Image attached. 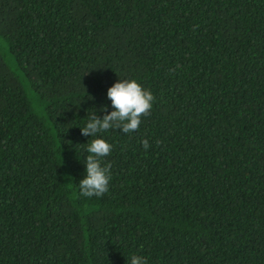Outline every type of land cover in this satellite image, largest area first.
Here are the masks:
<instances>
[{
  "label": "trees",
  "instance_id": "16d2710c",
  "mask_svg": "<svg viewBox=\"0 0 264 264\" xmlns=\"http://www.w3.org/2000/svg\"><path fill=\"white\" fill-rule=\"evenodd\" d=\"M125 79L139 130L82 135ZM96 138L109 190L81 197ZM133 255L264 264V0H0V264Z\"/></svg>",
  "mask_w": 264,
  "mask_h": 264
},
{
  "label": "clouds",
  "instance_id": "9594fccd",
  "mask_svg": "<svg viewBox=\"0 0 264 264\" xmlns=\"http://www.w3.org/2000/svg\"><path fill=\"white\" fill-rule=\"evenodd\" d=\"M107 97L111 101L110 114L99 118L95 111H92L87 118L86 126L80 128L81 134L86 137H95L98 133L110 129L122 130L128 134L139 130L142 117H147L153 107L154 95L151 91L145 90L135 79L120 80L110 87ZM107 112V108L101 109ZM145 150L150 148L147 139L142 141ZM113 146L102 138L92 139L87 144L86 157V178L79 183V196L92 198L102 197L109 190L111 165L102 166V158L111 154ZM130 264H148V261L138 255L131 257Z\"/></svg>",
  "mask_w": 264,
  "mask_h": 264
}]
</instances>
